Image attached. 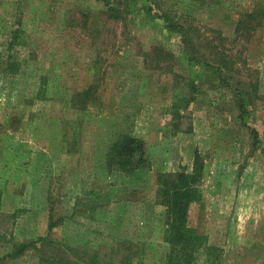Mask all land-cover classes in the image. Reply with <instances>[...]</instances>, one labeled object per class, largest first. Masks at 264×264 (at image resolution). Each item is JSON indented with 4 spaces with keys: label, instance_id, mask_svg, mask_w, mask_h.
Here are the masks:
<instances>
[{
    "label": "rangeland",
    "instance_id": "374dc122",
    "mask_svg": "<svg viewBox=\"0 0 264 264\" xmlns=\"http://www.w3.org/2000/svg\"><path fill=\"white\" fill-rule=\"evenodd\" d=\"M160 2L192 30L145 0H117L119 20L99 0H0V43L18 8L34 58L0 69V264H165L159 172L200 193L196 264H264V0ZM122 135L149 143L150 181L109 168Z\"/></svg>",
    "mask_w": 264,
    "mask_h": 264
},
{
    "label": "trees",
    "instance_id": "16d2710c",
    "mask_svg": "<svg viewBox=\"0 0 264 264\" xmlns=\"http://www.w3.org/2000/svg\"><path fill=\"white\" fill-rule=\"evenodd\" d=\"M99 1L105 2L107 9L104 14L108 19L119 20L125 16L116 3L117 0ZM145 3L149 11H155L153 17L170 22L173 27L185 30L187 33L192 30L193 25L190 24L191 17L188 14L174 13L171 9H164L160 0H145ZM17 13L18 8H15L10 14L14 16V19L9 21L7 27H3L4 33L1 34L0 43V47L5 51L4 57L0 56V69L3 73H7L10 78L21 75L23 66L25 67L29 60L34 59L29 52L28 57L23 53L24 49L28 47V39L23 28V16ZM253 15L264 18V11H258ZM2 21L3 16L0 15V23ZM10 82L14 83L13 80ZM42 89L41 87L36 90L33 100H44L43 95H41ZM152 154L149 143L143 138L122 135L109 144L106 163L110 169L112 168L111 171L118 170L131 179H136V182L141 181L142 183L148 176L149 181L151 175L154 176ZM155 178L156 203H160L161 201L158 202L160 199L165 205V211L159 215L160 220L166 226L163 242L169 248L164 263L196 264L200 249L205 247L207 243L204 244V237L198 233L197 229L189 226V209L192 203L200 199V193L192 183L193 179L191 181L184 172L175 174L159 172ZM52 229L53 225L49 224V231ZM45 239L40 238L38 241L43 242ZM125 240L121 239L120 241ZM35 242L19 244L10 253V256L13 258L22 256L26 249L33 246Z\"/></svg>",
    "mask_w": 264,
    "mask_h": 264
}]
</instances>
